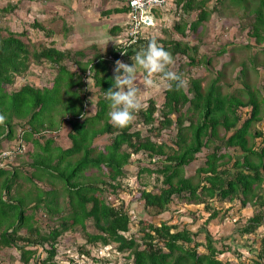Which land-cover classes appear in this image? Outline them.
Listing matches in <instances>:
<instances>
[{
	"label": "trees",
	"instance_id": "trees-1",
	"mask_svg": "<svg viewBox=\"0 0 264 264\" xmlns=\"http://www.w3.org/2000/svg\"><path fill=\"white\" fill-rule=\"evenodd\" d=\"M248 1L231 3L229 0L243 10V17L251 18L249 38L262 46L264 0H250L257 3L251 8ZM20 2L5 4L0 7V13L11 14ZM174 2L181 13L198 11L190 23L180 17L175 22L173 30L184 37L185 30L195 33L224 0H216L211 10L207 9L209 0ZM147 33L127 48L122 59L133 57L136 50L153 39ZM156 40L173 57L186 60L174 71L188 83L179 91L166 89L161 107L149 99L147 108L136 113L135 121L146 128L144 134L133 123L125 128L114 127L108 116L110 102L105 98V91L114 86V71L110 72L113 62L105 58L111 55L117 60L116 48L88 63H74L78 71L72 73L65 64L72 59L69 52L36 44L25 29L17 33L0 28V114L6 117L5 124L0 125V153L2 143L15 153L22 141L27 155L28 145L35 147L31 163L0 168V206L6 209L5 216L0 218V252L7 248L16 250L21 264H78L71 256L55 259L60 256L61 238L70 232L84 242L73 245L77 246L78 255L90 260L86 264H112L111 258L91 254L94 248L104 249L112 244H115L111 247L113 253H127L126 258L132 264H230L219 256L234 250L224 244L218 249L207 230L206 224L220 214L210 203L228 202L240 208H252L249 217L235 221L240 237L257 236L256 231L264 227V137L262 131H251L264 118L261 115L264 85L259 90L246 80L249 67L252 71L258 66L264 68V62H258V57L253 56L239 64L243 78L240 82L245 90L230 93L222 89L221 72L206 84L202 78L186 76L184 67L210 65L208 58H200L197 46L180 40ZM260 52L264 53V46ZM32 67L55 68L51 85L38 88L24 80ZM87 78L99 89L96 111L89 117L83 105H92L85 90ZM18 79L24 82L16 87ZM54 115L61 122H54ZM63 125L69 126L64 136L70 142L66 149L56 141ZM172 128L175 135L163 140ZM103 135H108L109 142L98 151L94 142ZM138 154L149 159L148 167L144 164L138 168V176L161 177L158 192L145 189L139 192L144 210L159 216L168 210L175 196L193 206L202 204L208 217L200 230L193 233L187 227L180 229L166 222L158 225L147 222L140 229L139 240L125 236L130 231L128 212L108 203L104 193L114 194L121 187L125 167ZM200 154L204 157L203 164L187 177L185 167ZM23 166L31 167V171H23ZM63 166L65 169L59 170ZM89 169H96L97 177L87 175ZM14 202L19 205V216L12 221L8 212L15 207L6 206H15ZM36 215L47 224L40 226L35 221ZM90 220L93 231L86 229ZM240 222L243 224L238 225ZM201 233L204 244L196 241ZM258 238L254 240L259 242L258 247L248 248L251 264H264V236ZM200 247L204 248L202 252L198 251Z\"/></svg>",
	"mask_w": 264,
	"mask_h": 264
},
{
	"label": "rangeland",
	"instance_id": "rangeland-1",
	"mask_svg": "<svg viewBox=\"0 0 264 264\" xmlns=\"http://www.w3.org/2000/svg\"><path fill=\"white\" fill-rule=\"evenodd\" d=\"M7 0H0V6H4ZM10 3L15 4L14 2L18 0H10ZM36 3L32 4V7L35 6L39 0H35ZM257 1V0H256ZM256 1H248V6L255 7ZM232 3L233 0H230ZM229 0H224L223 5H217V9L213 11L206 21L202 22L200 26L197 27L195 33L189 32L185 30V36L176 33L173 30L175 22L180 19H183L185 22L190 23L196 19L197 10L190 12L189 14L181 13L177 10L176 4L173 0L172 6L164 12L163 15H158V20L155 22V26L153 27L150 32L146 34L151 38H158L163 39L166 41L173 40L188 43L190 46H197L198 54L200 58L206 57L210 60V65L205 66L204 64H200L194 67H184V71L186 76L190 75L196 78H202L205 80V83L210 82L214 76L218 72L222 74V89L223 91L226 90L230 93L234 91H244L245 89L240 82L242 78V74L239 71V64L244 62V60L249 57L256 56L258 57V62H264V53L260 52V48L264 46V43L261 45H256L253 39L249 38L248 31H249V24L251 23V18L243 17V10L238 6L231 4ZM20 3L19 5H21ZM216 4V0H209L207 3V9H212ZM253 4V5H252ZM14 11L9 15L4 16L0 13V28L8 29L13 32L19 33L22 32L23 27V16L24 11ZM180 14V16H178ZM165 32V33H164ZM44 34V33H43ZM42 34V35H43ZM83 38V37H82ZM32 40L36 41V38L32 35ZM37 40H39L37 38ZM44 43H47L45 40H41ZM83 42V40H82ZM38 43V41H36ZM76 39L72 41L73 45H76ZM41 46H43L41 44ZM111 47H103L100 53L99 50H89L87 54L83 56H77L73 53L72 58L80 59V62L84 64L85 61H92L94 59V54L100 53L102 55L109 52ZM224 52V53H221ZM175 64L171 66L172 70H176L178 65L182 62H186V60L181 56L174 57ZM67 61V60H66ZM88 61V62H89ZM121 61L124 63L131 65L133 61L131 57H124ZM114 64L110 66V72L114 71ZM66 67L75 69L77 71V67L69 65L66 63ZM30 75L28 74L24 80H27L34 87H43L44 85H51L52 77L56 74V70H53L48 67H34L32 69ZM145 73L141 70L138 72V81L137 83L143 88V78ZM159 77L157 76V79ZM24 80L18 79L16 83V87L20 86ZM246 80L248 84L250 83L253 86H257L259 90L261 86L264 85V68L262 66H258L257 70L252 71V68L249 67V72H247ZM167 88L161 85L159 88L152 89L147 88L143 90L142 99L144 102H148L149 99L155 101L158 107H161L163 99H164V92ZM85 90L88 91V99L92 105L89 106L86 104L87 108L85 111L87 112L86 117L93 115L96 111L95 104L98 100V87L93 85V81L91 79H85ZM261 96L264 99V92H262ZM245 110V109H243ZM263 109H262V117H263ZM57 115H54V122H61V118H57ZM138 125L139 128L145 132V127L139 125L137 121L134 120L133 126ZM64 126V125H63ZM66 130H69V126H64L61 132L60 140L57 137V144H61L63 147L69 144V141L65 139ZM262 131L264 137V118L257 124L252 126L251 131ZM166 134L162 137L163 140H167V136L172 137L175 135V130L172 128L166 132ZM64 137V138H63ZM259 139H256L258 141ZM15 141H13L14 144ZM109 142L108 135H103L95 140L94 146L96 150H102ZM29 151L27 153L19 154L18 156L13 152L9 159H5L2 162L1 167L5 168H12V166H18L20 162H27L31 163L30 156L32 155L35 147L33 145H28ZM4 152H10V149L4 147ZM15 156V157H14ZM132 163L125 167L124 177L120 179L121 187L113 194L111 191L105 192L104 196L107 197L106 200L108 203L113 204L114 206L123 207L128 212L129 217V232L125 233L127 238L133 236L136 240H139L142 234L140 233L141 227H144L147 222H151L155 225H158L162 222H166L170 225H178V228L187 227L191 232L196 233L200 230L203 225L205 224L204 221L208 217V212L203 209V205H190V203L179 199L178 197H173V200L169 204V208L166 212L162 213L159 216H154L149 214L143 208V201L139 199V192L145 189L147 191L158 192V188L160 187L161 177L155 174L150 176L148 175H141L138 176V168L147 164L149 166V159L142 154L134 155L132 157ZM204 157L203 154H200L198 158L192 162L189 166L185 167V175L192 176L195 172V169L198 168L203 164ZM75 163V162H74ZM152 166V165H151ZM31 167L23 166V171H31ZM64 166L61 167L59 170H64ZM87 175H92L97 177L98 171L96 169H89L86 172ZM79 182L83 183V181ZM15 206L7 204L6 207H15L14 211L8 212V215L12 221H15L16 218L19 216V205L14 202ZM216 208L220 210V214L214 219L207 223V230L212 236V241H214L215 246L218 249H222L224 245L231 247L234 251L231 253H223V255L219 256V259L222 261H226L230 264H251L249 258L252 257V254L248 252L249 247H258L259 242H254L255 238L258 240L262 239L264 236V227L259 228L255 235L240 237L237 233V225L235 223L236 219H244L249 217L252 214V208L247 206L245 208H240L239 205L234 203H217L212 202L210 203ZM4 207L0 206V218L5 216L3 209ZM224 211V214L222 213ZM2 212V213H1ZM8 219L6 218V221ZM10 222V220H8ZM36 222L39 223L40 226H44L45 221L40 219V216L37 218L36 215ZM1 222V220H0ZM243 224L242 222L238 223V225ZM86 229L89 231L95 230L90 220L87 223ZM61 246L59 249L60 256H57L55 259L62 260L66 259V256H71L75 258V261H79L78 264H86L90 260H87V257L83 255H78L79 253L76 251L77 246L73 244L78 242V244H83L84 242L79 238L78 235L70 234L67 232L66 235L61 238ZM196 241L201 243H205L204 234L201 233L197 236ZM115 245L112 244L110 247H106L104 249H97L94 248L92 250V256H106L111 258L112 264L116 262V264H132L131 259L127 260L126 255L127 253L121 254H114L111 250V247ZM226 247V246H225ZM204 250L203 247L198 249L199 252ZM14 249L7 248L4 249L3 252H0V264H21L19 262L18 254ZM65 256V257H64ZM9 257H12V260H9ZM18 260V263L16 261ZM93 264V263H89Z\"/></svg>",
	"mask_w": 264,
	"mask_h": 264
},
{
	"label": "crops",
	"instance_id": "crops-1",
	"mask_svg": "<svg viewBox=\"0 0 264 264\" xmlns=\"http://www.w3.org/2000/svg\"><path fill=\"white\" fill-rule=\"evenodd\" d=\"M9 2L11 1L7 0L6 4ZM37 2L32 7V4L36 3L35 0H21L20 3L22 4L18 5L15 10L17 12L23 8L22 29L26 30L31 40L32 35L36 38L38 41L36 44L52 47L63 53L69 52L71 58L73 53L77 56H83L89 50L97 49L101 53L104 46L115 49L118 46V41L123 38L126 32L128 16L124 0H39ZM34 23L39 26L33 28L32 24ZM117 28H119L118 32H115ZM151 30L149 29L148 32ZM42 39L47 43L42 42ZM74 39L81 43L73 45ZM105 41H108L107 45ZM100 53L94 54V58L97 55H102ZM71 60H67L65 64L69 63V65L77 67L74 63L83 62L80 59L72 58ZM88 61H85L84 64ZM33 68H31L29 75L34 72L32 71ZM67 69L72 73L78 71V68L77 71L68 67ZM53 70L56 69L53 68ZM60 137L58 136L59 140ZM1 146L6 147L3 143ZM59 146L66 149L70 146V142L65 147L61 144ZM9 260L11 259L9 258ZM16 262L18 263V260Z\"/></svg>",
	"mask_w": 264,
	"mask_h": 264
},
{
	"label": "clouds",
	"instance_id": "clouds-1",
	"mask_svg": "<svg viewBox=\"0 0 264 264\" xmlns=\"http://www.w3.org/2000/svg\"><path fill=\"white\" fill-rule=\"evenodd\" d=\"M105 43L107 45L108 41ZM131 60V65L119 59L113 63L114 86L105 91V98L110 102L108 116L112 125L118 128L128 127L136 119V113L147 108L142 99L144 89H156L163 85L168 90L179 91L188 83L181 74L172 70L171 66L175 64L172 53L155 38L136 50ZM141 70L145 73L143 88L137 83ZM5 121V115L0 114V125H4Z\"/></svg>",
	"mask_w": 264,
	"mask_h": 264
},
{
	"label": "built area",
	"instance_id": "built-area-1",
	"mask_svg": "<svg viewBox=\"0 0 264 264\" xmlns=\"http://www.w3.org/2000/svg\"><path fill=\"white\" fill-rule=\"evenodd\" d=\"M172 4V0H124L128 21L126 24V32L123 38L118 41L117 50L119 60H122L128 47L137 43L139 39H142L149 29H153L156 22V14L163 15ZM105 59L113 63L116 61L111 55L107 56ZM83 105L84 109H86V104ZM18 144L20 145V148L16 149V155L24 153L26 149V146L22 141ZM12 153V151L0 153V168L2 162L5 159H9V156Z\"/></svg>",
	"mask_w": 264,
	"mask_h": 264
}]
</instances>
